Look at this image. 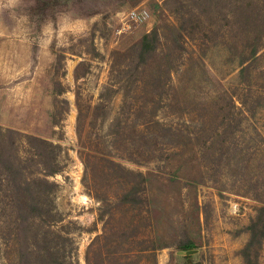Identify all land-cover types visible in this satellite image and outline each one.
Listing matches in <instances>:
<instances>
[{
  "label": "rangeland",
  "instance_id": "obj_1",
  "mask_svg": "<svg viewBox=\"0 0 264 264\" xmlns=\"http://www.w3.org/2000/svg\"><path fill=\"white\" fill-rule=\"evenodd\" d=\"M0 22V125L64 165L46 222L0 167V264H189L184 231L190 264H264V0H21Z\"/></svg>",
  "mask_w": 264,
  "mask_h": 264
},
{
  "label": "trees",
  "instance_id": "obj_2",
  "mask_svg": "<svg viewBox=\"0 0 264 264\" xmlns=\"http://www.w3.org/2000/svg\"><path fill=\"white\" fill-rule=\"evenodd\" d=\"M141 45L142 49L140 53H142L145 46H147L145 43H141ZM37 49L38 46L33 44L30 54L31 68L36 60ZM61 58L62 55H59V62H61ZM245 69L246 68L243 66L240 70L243 71ZM263 70L264 69H262V71ZM61 88L60 82L57 81L54 84V93L56 95L61 94L63 92ZM237 90H234L232 93L228 92L230 99L229 106H231L229 107L231 110V118L235 116L234 112L245 115V112L248 110L247 106L253 98L258 97L261 94L260 91L253 90L250 84L242 86ZM234 95L237 96L236 99L233 97ZM62 100L65 101L64 98H62ZM236 100L240 102L242 108L236 104ZM58 114L59 111L55 108L52 113V123L54 125L60 123L61 121ZM23 140H26V142L30 144V146H28L30 152L26 153V155H19L20 152L18 151V148L20 146H25V143L22 142ZM15 149H17V151L13 153L12 150ZM62 151L63 149L59 143H53L52 141L46 140L42 137L0 125V167L4 171H14L19 174L20 190L24 197L23 207L34 219L38 221L46 222L48 216L53 217V214H51L52 208L55 209V214L58 213L53 198V193L58 187V182L54 179H49V177L54 176L63 170L64 165L58 159ZM262 209H264V207H262ZM176 247L179 250L187 252L195 247V243L193 239L184 231V234L178 240ZM184 256L190 264L191 255L186 254ZM60 263H62V261L54 258L52 264ZM70 263L73 264V261L70 260Z\"/></svg>",
  "mask_w": 264,
  "mask_h": 264
},
{
  "label": "clouds",
  "instance_id": "obj_3",
  "mask_svg": "<svg viewBox=\"0 0 264 264\" xmlns=\"http://www.w3.org/2000/svg\"><path fill=\"white\" fill-rule=\"evenodd\" d=\"M20 3H21V0H6V3H5V0H0V8H4L5 6L15 8L19 6ZM24 19L26 20V17ZM2 27H3V24L2 22H0V28Z\"/></svg>",
  "mask_w": 264,
  "mask_h": 264
},
{
  "label": "water",
  "instance_id": "obj_4",
  "mask_svg": "<svg viewBox=\"0 0 264 264\" xmlns=\"http://www.w3.org/2000/svg\"><path fill=\"white\" fill-rule=\"evenodd\" d=\"M191 251H192V250H188V251H187V254H190Z\"/></svg>",
  "mask_w": 264,
  "mask_h": 264
},
{
  "label": "built area",
  "instance_id": "obj_5",
  "mask_svg": "<svg viewBox=\"0 0 264 264\" xmlns=\"http://www.w3.org/2000/svg\"><path fill=\"white\" fill-rule=\"evenodd\" d=\"M132 14H134V11H132Z\"/></svg>",
  "mask_w": 264,
  "mask_h": 264
}]
</instances>
